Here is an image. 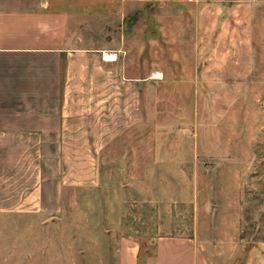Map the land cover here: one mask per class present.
Masks as SVG:
<instances>
[{
  "label": "rangeland",
  "instance_id": "1",
  "mask_svg": "<svg viewBox=\"0 0 264 264\" xmlns=\"http://www.w3.org/2000/svg\"><path fill=\"white\" fill-rule=\"evenodd\" d=\"M118 34L106 138L44 141L48 214L0 219V264H116L122 236L264 245V0H144Z\"/></svg>",
  "mask_w": 264,
  "mask_h": 264
},
{
  "label": "crops",
  "instance_id": "2",
  "mask_svg": "<svg viewBox=\"0 0 264 264\" xmlns=\"http://www.w3.org/2000/svg\"><path fill=\"white\" fill-rule=\"evenodd\" d=\"M143 1L0 0V219L48 214L44 141L106 138L92 124L115 107L126 67L119 29ZM106 32L113 48L93 46ZM115 254L116 264H264L263 244L195 232L160 235L148 251L122 236Z\"/></svg>",
  "mask_w": 264,
  "mask_h": 264
},
{
  "label": "bare ground",
  "instance_id": "3",
  "mask_svg": "<svg viewBox=\"0 0 264 264\" xmlns=\"http://www.w3.org/2000/svg\"><path fill=\"white\" fill-rule=\"evenodd\" d=\"M106 55V54H105ZM109 57V56H108Z\"/></svg>",
  "mask_w": 264,
  "mask_h": 264
}]
</instances>
